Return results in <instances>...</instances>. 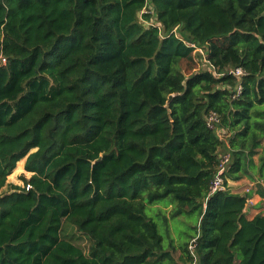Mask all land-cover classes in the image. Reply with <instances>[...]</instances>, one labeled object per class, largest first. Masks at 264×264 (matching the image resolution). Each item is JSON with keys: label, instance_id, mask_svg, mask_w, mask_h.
<instances>
[{"label": "trees", "instance_id": "obj_1", "mask_svg": "<svg viewBox=\"0 0 264 264\" xmlns=\"http://www.w3.org/2000/svg\"><path fill=\"white\" fill-rule=\"evenodd\" d=\"M0 53V191L32 173L0 193V264H264L229 188L260 147L264 179V0H0Z\"/></svg>", "mask_w": 264, "mask_h": 264}, {"label": "crops", "instance_id": "obj_2", "mask_svg": "<svg viewBox=\"0 0 264 264\" xmlns=\"http://www.w3.org/2000/svg\"><path fill=\"white\" fill-rule=\"evenodd\" d=\"M263 147L259 148V152L253 157V167L249 168V173L242 176L238 180H229V188L234 193L246 194L247 189L254 191L252 194L253 204L248 205L246 213L250 217H254L256 214H264V196L256 191V182L264 181L260 175V166L262 164ZM25 160L22 159V165L24 166ZM250 190V191H251Z\"/></svg>", "mask_w": 264, "mask_h": 264}, {"label": "built area", "instance_id": "obj_3", "mask_svg": "<svg viewBox=\"0 0 264 264\" xmlns=\"http://www.w3.org/2000/svg\"><path fill=\"white\" fill-rule=\"evenodd\" d=\"M189 45L191 46H195V44L193 43H188ZM198 51L200 52H204L202 48H197ZM204 58L205 60L207 61L208 63V66H209V69H212V66L209 64V61L207 59V55H204ZM7 59L6 57L0 53V62H6ZM235 74L237 75L238 77L239 76H242L244 74H246V71L245 69L241 68V67H238V68H233V69H230L229 70V74ZM241 90H242V87L239 86L238 89H237V93L240 94L241 93ZM220 122V117L215 113V112H212L209 114L208 116V125L210 127H216V125ZM226 131H224L225 133ZM220 163H219V170L217 172V174L215 175L213 181H212V184H211V192L214 193L218 190H226L227 189V186L225 184V180H224V176L222 175V171L227 167L228 163L231 161V154L229 152H224L220 155ZM27 189L30 188V185L28 184L26 186ZM251 189H247V192H249ZM253 204V199L252 197L248 200V205H252Z\"/></svg>", "mask_w": 264, "mask_h": 264}, {"label": "rangeland", "instance_id": "obj_4", "mask_svg": "<svg viewBox=\"0 0 264 264\" xmlns=\"http://www.w3.org/2000/svg\"><path fill=\"white\" fill-rule=\"evenodd\" d=\"M204 52L195 51L193 53L195 60H189L185 59L182 63V67L184 68L185 72L187 74H190L191 72H194L197 69L205 68L208 65L207 61L204 58V55H206V50L203 48ZM25 160V158L23 159ZM25 165V162H24ZM26 174L28 177L31 176V172H27L25 170V167L22 165V160L17 163L16 169L13 171V173L8 178V184L0 191V193L8 191L10 189L9 184H17V185H23L24 182L21 179V175Z\"/></svg>", "mask_w": 264, "mask_h": 264}, {"label": "water", "instance_id": "obj_5", "mask_svg": "<svg viewBox=\"0 0 264 264\" xmlns=\"http://www.w3.org/2000/svg\"><path fill=\"white\" fill-rule=\"evenodd\" d=\"M235 257L237 258V255Z\"/></svg>", "mask_w": 264, "mask_h": 264}]
</instances>
